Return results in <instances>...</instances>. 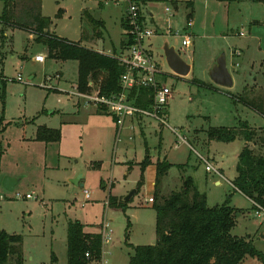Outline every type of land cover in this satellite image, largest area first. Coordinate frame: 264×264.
<instances>
[{
  "label": "rangeland",
  "instance_id": "1",
  "mask_svg": "<svg viewBox=\"0 0 264 264\" xmlns=\"http://www.w3.org/2000/svg\"><path fill=\"white\" fill-rule=\"evenodd\" d=\"M190 1L194 8L196 43L181 48L182 38L155 39L156 57L167 73L157 79L173 90V97L162 114L168 124L145 115L150 123L144 126L146 134L136 124L135 129H124L120 141L112 114L96 115L98 107L72 94L79 78L77 60H61L45 54V62H36L33 56L47 48L32 40L29 31L17 26L7 25L3 38L4 26L0 22V119L4 121L0 136V229L23 235L25 264L50 263L52 252L58 257L56 264H67L68 225L75 220L85 223L90 230L99 228L106 220L110 222L113 235L105 246L108 252L105 258L111 264H129L134 246L155 244L156 210L148 199L155 195L159 159L175 164L168 184L163 185L164 193L179 190L183 185L177 173L182 172L183 178L192 175L199 190L207 194L210 206L228 199L238 208L232 234L251 237L264 252V218L255 215L253 201L236 190L233 183L244 140L211 141L207 132L210 127L219 126L240 129L242 122L264 127V117L234 103L221 90L211 88L210 85L217 84L212 82L209 72L216 61V54L210 53L212 47L231 51L246 48L250 42L251 45L259 40L264 42V0L233 4L219 0ZM170 2L160 0L149 6L165 18V7ZM3 8L4 2L0 0V15ZM125 8L124 3L114 4L113 0H43V12L54 21L52 33L76 41H80L82 32L90 33L94 36L91 44L108 34L101 25L103 22H94L87 13L84 16L85 9L95 18L104 17L113 38L118 39ZM59 9L63 14L57 16ZM190 11L185 4L181 5L175 19L181 14L186 21ZM241 31L245 36L239 35ZM166 40L176 45L188 62L195 59L193 73L180 76L172 71L162 56L161 45ZM119 47L115 46L110 53H118ZM255 49L250 47L248 52L251 62L245 56H236L233 64L239 61V66L232 68L229 59L231 71L241 74L246 86L236 89V94L249 98H258L264 92V54ZM239 77L236 75L237 85L241 81ZM221 88L227 92L225 87ZM39 126L62 128L61 142L39 140ZM255 129L260 135L251 146L257 153H263L264 141L260 137L264 128ZM199 153L224 170L227 179L209 173ZM186 163L187 174L177 166ZM5 177L17 180L12 190L5 188ZM216 178L223 181L222 185H216ZM18 193L23 197L18 198ZM28 193L34 197L26 198ZM111 195L128 207L110 206ZM12 263L10 258L8 264ZM259 263L257 258L247 257L241 264Z\"/></svg>",
  "mask_w": 264,
  "mask_h": 264
},
{
  "label": "trees",
  "instance_id": "2",
  "mask_svg": "<svg viewBox=\"0 0 264 264\" xmlns=\"http://www.w3.org/2000/svg\"><path fill=\"white\" fill-rule=\"evenodd\" d=\"M4 2L0 22L24 28L35 37L38 43L48 47V57L79 62L78 88L87 91L90 80L100 82L102 93L111 95L122 91L120 78L125 68L113 56L101 53L68 40L50 31L52 19L42 13L41 0H2ZM232 2L236 0H219ZM188 5L192 3L188 0ZM62 13V9H59ZM93 20V18H91ZM94 21V20H93ZM247 106L264 115V97L249 98L228 92ZM132 98L142 108H150L153 91L150 88L134 89ZM4 121L0 119V136L4 131ZM240 129L228 126L210 127L207 131L210 140L232 142L241 138L247 142L239 154L236 166L235 189L253 202L264 206V150L257 153L250 142L259 136L258 130L247 122ZM264 136V135H263ZM260 139L264 141V137ZM37 138L49 142H59L62 138L60 128L39 126ZM264 148V142L262 143ZM149 162V158L147 159ZM189 164H178L181 169ZM173 166L164 159L157 163L155 196L153 208L156 210L155 244L134 246L129 264H241L247 257L257 258L264 264V252L259 250L251 237H239L232 234L236 225L238 208L227 199L221 204L210 206L207 194L201 192L192 176L184 179L179 190L166 194L163 192L164 176ZM140 183L138 189L141 188ZM110 206L126 209L127 203L117 201L110 196ZM127 237L129 234H126ZM102 237L100 232L86 231V225L80 220L70 221L67 231V264H91L99 261L102 255ZM90 253L91 257L86 254ZM25 264L23 235L9 233L0 229V264ZM52 260L56 255L52 252Z\"/></svg>",
  "mask_w": 264,
  "mask_h": 264
},
{
  "label": "built area",
  "instance_id": "3",
  "mask_svg": "<svg viewBox=\"0 0 264 264\" xmlns=\"http://www.w3.org/2000/svg\"><path fill=\"white\" fill-rule=\"evenodd\" d=\"M114 4L124 3L125 14V33L128 37V43L126 50L115 56L120 64L124 66L125 70L120 78V84L122 91L107 95L102 93V86L100 82L90 80L88 83L87 91H80L78 85L72 92L77 96L79 100H84L86 104H93L98 108H102L112 114L116 121L117 126V139L120 141L122 133L126 128V121L132 116H150L160 120L164 124H168L166 119L162 117V114L167 109L171 98L173 97L172 88L166 84H162L158 81L159 75H165L163 71V64L157 59L155 52L152 50L150 40L158 33L157 29L153 27L147 19L144 13L143 0H113ZM167 13L168 27L164 34L169 36L182 38V47L188 48L192 45V38L189 29L194 25L192 17L186 18V26L184 28H173L171 26L172 17L175 15V9L172 4H168L165 7ZM241 36H245L244 32L239 33ZM237 55H240L239 50H235ZM34 59L39 62H45L46 56L43 53L34 56ZM239 66V62L236 63ZM21 80V75L18 77ZM150 88L153 91V100L150 108H142L135 104V98L132 96L134 89ZM175 132L176 130L173 129ZM200 158L206 164V170L209 173H213L221 178H225L224 173L216 167L209 158L199 153ZM229 181V180H228ZM235 187V185H234ZM236 188V187H235ZM18 198L23 196L18 193ZM34 197L31 193L26 194V198ZM86 197H90L89 191H86ZM3 198V197H1ZM149 202H153L154 198L150 197ZM255 207V215L264 218V206L253 202ZM99 232L102 237V255L99 261H93L91 264H111L105 258L104 246L108 245L112 240L113 230L109 221H104L101 224ZM87 257H91L90 253L86 254Z\"/></svg>",
  "mask_w": 264,
  "mask_h": 264
},
{
  "label": "crops",
  "instance_id": "4",
  "mask_svg": "<svg viewBox=\"0 0 264 264\" xmlns=\"http://www.w3.org/2000/svg\"><path fill=\"white\" fill-rule=\"evenodd\" d=\"M42 1V13H43V15H45V16H48V15H46L44 12H43V0H41ZM157 1H160V0H143V2H144V6H143V10H144V13H145V15L147 16V19H148V22L153 26V27H155L156 29H157V34L150 40V44H151V47H152V50L155 52V54H156V50H157V47H156V42H155V39H157L159 36H165V37H167V36H169V35H167V34H164V32H165V30H166V28L168 27V22H167V17H168V15H167V13L164 11V14H165V18H161V17H159V13H156V11H155V9H154V7H150L149 5H150V3H156ZM167 1H169V0H167ZM236 1H238V2H244V1H246V0H236ZM236 1H232V2H228L229 4H233V3H235ZM250 1H253V0H250ZM224 2H226V1H224ZM171 4H172V6H173V8L175 9V15H174V17H172V21H171V26H173V28H184L185 26H186V21H185V19H184V17H182V15L180 16H178L179 17V19H175L176 18V12L177 11H179L180 10V6L182 5V6H184V4H185V6L187 7V8H189V9H191V11L187 14V16L188 17H192L193 15H194V8H193V2L191 1V3H192V5L191 6H189L188 5V0H184V2L183 1H179V0H171V2H170ZM184 3V4H183ZM177 5L179 6V7H177ZM100 6H102L103 7V4L101 3L100 4ZM84 11V10H83ZM87 13V15H89L91 18H93V20H94V22H99V23H101V22H103V24H101V25H103V26H105V28H104V31H105V33H107L108 34V36L105 38V34H104V37H100L99 39H98V41L97 42H93L92 44H91V42L93 41V38H94V36L93 35H91L90 33H84V32H82V36H81V39H80V41H76V40H72V41H75V42H80L81 43V45H83V46H86V47H88V48H91V49H94V50H96V51H99V52H101V53H104V54H108V55H113V56H117V55H120V54H122L125 50H126V47H127V43H128V37H127V35H126V33H125V23H124V14H125V10H124V13H123V15L121 16V22H120V24H121V27H122V32L120 33L119 32V37H118V39H114L113 38V35L111 34V32H110V30H109V28H108V24H107V20L104 18V17H99V18H95L91 13H90V10H88V9H85V11H84V16H85V14ZM61 14H63V12L62 13H58V15L57 16H60ZM48 17H50V16H48ZM51 18V17H50ZM52 19V18H51ZM54 24V21H53V19H52V24H51V26H50V31H51V28H52V25ZM194 26V25H193ZM193 26L189 29V32H190V34H191V38H192V44L194 43H196V41H194L193 40V36H194V38L196 37V34H195V32H193ZM241 32H243V31H241ZM240 33V32H239ZM31 35V34H30ZM240 35V34H239ZM228 36V35H227ZM241 36V35H240ZM31 37H32V40H34V41H36L33 37V35H31ZM61 37V36H60ZM170 37H173V36H170ZM226 37V36H225ZM252 37H254V36H252ZM64 38V37H63ZM67 39V38H66ZM68 40H71V39H68ZM123 40V41H122ZM122 41V43H121V47H119V44H120V42ZM106 42H109V45L107 46L106 45ZM167 42H169V41H165L164 42V44H162L161 45V48H162V56H164L165 57V54H164V45L167 43ZM170 43V42H169ZM46 48H47V50H48V47L45 45V44H43ZM115 46L116 47H119V50H118V53H110L111 52V50H112V48H115ZM173 46H175V48L178 50V48L176 47V45H173ZM192 46V45H191ZM253 46H255V52H256V50L257 51H259V53L261 52L262 54H264V42L262 43V40H259V42L257 43V44H255V43H253V45H251V42L250 43H248V46L246 47V48H234V49H232L231 51H227V50H225L224 48L222 49V48H220V50H217V48L215 49L214 47H212L210 50H211V54L213 55V54H216L215 55V57H217L218 55H219V51H225V53H226V56H227V62H228V67H229V59L231 60V63H230V65H231V67L233 68V67H236V65H234L233 63H234V59L236 58V56H238V58L239 57H246V58H248L249 59V62H251V57H248V55H249V51H250V47H253ZM46 50V51H47ZM217 50V51H216ZM235 50H239L240 51V55H237L236 53H235ZM45 50L44 51H42V52H44L43 54L45 55V54H47V57H48V53H49V50L46 52ZM179 51V50H178ZM158 52V51H157ZM39 53V52H38ZM159 53V52H158ZM180 53V52H179ZM181 54V53H180ZM37 55V54H36ZM182 55V54H181ZM35 56V55H34ZM34 56H33V59H34ZM46 56V55H45ZM47 57H46V59H47ZM166 59V58H165ZM35 60V59H34ZM195 59L193 58L190 62H188L189 64H191V71H190V73L189 74H191V73H193L194 71H195V63L193 62ZM262 60H264V57H262ZM36 61V60H35ZM46 61V60H45ZM36 62H39V61H36ZM236 62H239V61H236ZM162 63V62H161ZM240 63V62H239ZM163 68H164V65H163ZM212 67H210V69H211ZM210 69H209V71H210ZM229 69H230V67H229ZM230 71H231V69H230ZM245 72V71H244ZM231 73H232V75H233V79H234V85L232 86V87H225V89H227V92L226 91H224V89H222L221 87L222 86H220V85H210L211 86V88H215V89H218V90H221V92H223V93H225V94H227L229 97H231L233 100H234V103H236V104H242V105H244L245 107H247V108H250V110H252V111H254V112H256L257 114H259L260 116H262V117H264V115L263 114H261L259 111H257V110H255V109H253V108H251V107H249V106H247L245 103H243V102H241V101H239L238 100V98H235V97H233L232 95H230L228 92H231L233 95H236V96H238L239 94H236V89H240V88H242L243 86H244V84H243V80H241V74H239V73H234L233 74V71H231ZM188 74V75H189ZM187 75V76H188ZM236 75L237 76H240L239 78H240V84L239 85H237V80H236ZM60 76H61V78H63V72H61V74H60ZM212 80V79H211ZM212 82H214L213 80H212ZM215 83V82H214ZM74 84V83H73ZM246 84V83H245ZM75 85L77 86L78 85V79H77V81H76V83H75ZM74 85V86H75ZM260 85V84H259ZM76 86H75V88H76ZM244 87H246V86H244ZM243 87V88H244ZM235 89V90H234ZM242 95H244V94H242ZM245 96V95H244ZM260 99L261 98H263L264 97V92H262V93H260V96H258ZM253 98V97H252ZM81 102H79L78 103V106L79 107H81ZM104 112H107L106 110H104V109H102V108H97V111H96V115L98 114V113H104ZM167 113H168V111H167ZM112 117H113V119H114V122H115V124H116V121H115V118H114V116L112 115ZM66 123H69V121H66ZM248 123V125L250 126V127H252V128H264V127H258V126H256V125H252V124H250L249 122H247ZM136 124H138V126H141V131H142V134L143 135H145L146 134V132H145V128H144V126H149L150 125V123L147 121V120H145V118L144 117H142V116H132V117H129L128 119H127V121H126V128H128V129H131V128H133V129H135V127H136ZM49 127V126H48ZM50 128H54V127H51L50 126ZM114 128H116V127H114ZM37 130V129H36ZM61 130H62V128H61ZM116 132H117V129H116ZM195 136V139H197L198 138V136L195 134L194 135ZM62 140V139H61ZM61 140L58 142V143H60L61 142ZM212 141V140H211ZM52 143V142H51ZM247 144V142L246 141H244V146ZM249 144H252V142H250ZM244 148V147H243ZM201 154V153H200ZM167 160V159H166ZM159 161H162V159H159ZM171 163V162H170ZM173 164V163H172ZM174 165L175 164H173V166L169 169V171H168V173L164 176V182H163V185H166V184H168V179L170 178V176H171V174H172V169H173V167H174ZM184 171H183V173H186L187 172V167L186 168H184L183 169ZM223 173H224V170L222 171ZM182 172H179V173H177V175L178 176H180V178H181V180L184 182V179L185 178H183V176H184V174H181ZM156 174H157V169H156ZM187 174V173H186ZM225 174V173H224ZM175 175V174H174ZM237 175H238V173H237ZM237 175H236V177H237ZM188 176H192V175H188ZM187 177V176H186ZM193 177V176H192ZM226 177V176H225ZM194 178V177H193ZM229 179V178H228ZM194 180H195V178H194ZM230 180V179H229ZM195 182H196V180H195ZM215 183H216V185H218V186H220V185H222V183H223V181L221 180V179H218V178H216L215 179ZM155 193V192H154ZM155 196V195H154ZM118 197V196H117ZM120 198V197H119ZM152 203H154V201L152 202ZM110 205V204H109ZM85 224V223H84ZM86 225V224H85ZM100 227H101V225L99 226V228L98 227H93V229L92 230H90L89 228H88V226L86 225V231H89V232H99V230H100ZM9 233H16V232H9ZM107 246V245H106ZM104 249H105V246H104ZM106 251V250H105ZM55 253V252H54ZM108 252L106 251L105 252V256H106V254H107ZM56 255V254H55ZM56 258H57V260L56 261H53L52 260V257H51V261H50V263H43V264H56L57 263V261H58V257H57V255H56ZM67 261H68V258H67ZM42 264V263H41Z\"/></svg>",
  "mask_w": 264,
  "mask_h": 264
},
{
  "label": "water",
  "instance_id": "5",
  "mask_svg": "<svg viewBox=\"0 0 264 264\" xmlns=\"http://www.w3.org/2000/svg\"><path fill=\"white\" fill-rule=\"evenodd\" d=\"M163 49L166 62L172 71L180 76H187L191 71V64H189L175 48V46L171 45L169 42L164 45ZM209 72L211 79L216 84L227 88L234 85L233 75L228 67L225 51H222L216 57V61ZM16 183L17 180L10 177H5L3 180V184L8 190H12ZM135 192L136 190L131 192L125 200H129Z\"/></svg>",
  "mask_w": 264,
  "mask_h": 264
}]
</instances>
